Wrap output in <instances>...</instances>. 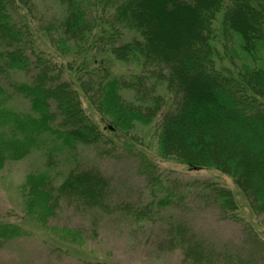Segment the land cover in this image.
I'll use <instances>...</instances> for the list:
<instances>
[{
	"label": "trees",
	"instance_id": "obj_1",
	"mask_svg": "<svg viewBox=\"0 0 264 264\" xmlns=\"http://www.w3.org/2000/svg\"><path fill=\"white\" fill-rule=\"evenodd\" d=\"M101 1L57 0L64 15L59 36L49 41L60 53L71 51L68 79L35 47L28 25L15 20V2L0 0V169L36 149L43 150L46 164L25 176L26 213L46 225L61 204L78 211L111 209L109 181L96 167L69 168L56 184L52 178L57 147L73 150L108 139L86 114L82 95L111 131L129 133L136 123L148 125L160 115L161 157L219 171L232 179L253 213H264V0H106L110 11L100 13L95 9ZM124 30L135 35L121 42ZM98 53L138 71L114 75ZM11 72L32 74L17 81ZM160 86L173 98L164 111ZM14 94L28 101L29 111L7 104ZM48 139L57 144L48 146ZM203 185L223 218L236 219L231 190ZM46 228L65 241L81 238L76 229ZM27 234L18 224L0 222V243ZM160 247L179 250L186 264H245L221 257L182 223L167 228Z\"/></svg>",
	"mask_w": 264,
	"mask_h": 264
},
{
	"label": "rangeland",
	"instance_id": "obj_2",
	"mask_svg": "<svg viewBox=\"0 0 264 264\" xmlns=\"http://www.w3.org/2000/svg\"><path fill=\"white\" fill-rule=\"evenodd\" d=\"M13 1V16L19 24L28 25L35 47L47 52L64 69V78L72 79L65 70L71 51L60 53L49 41L51 36H59L57 25L64 15L63 7L57 0ZM107 3L99 2L95 10L109 12ZM134 35L124 30L119 41ZM100 57L114 75L126 78L138 71L136 65L115 60L108 53H98ZM31 74L11 72L9 77L28 81ZM157 91L164 100L162 111L168 110L172 96L162 86ZM122 95L132 99L128 90H122ZM7 104L17 111H29L28 101L18 94ZM81 104L108 139L95 145L79 144L73 150L57 147L52 178L56 184L69 168L96 167L109 181L110 211H78L61 204L46 225L81 233L79 242L65 241L36 222L24 208L22 184L26 174L46 168L43 150L7 161L0 169V222L18 224L28 234L0 243V264H186L179 250L160 247L173 223L184 224L221 257L264 264V245L260 246L264 243V213H253L232 179L219 171L193 169L161 157L156 143L160 115L148 125L136 123L129 133H122L111 131L83 95ZM47 141L48 146L57 144ZM204 182L231 190L237 205L236 219L223 218Z\"/></svg>",
	"mask_w": 264,
	"mask_h": 264
}]
</instances>
